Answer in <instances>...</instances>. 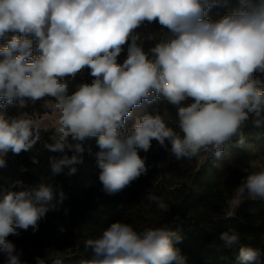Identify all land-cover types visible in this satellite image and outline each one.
Returning a JSON list of instances; mask_svg holds the SVG:
<instances>
[{"label": "clouds", "instance_id": "clouds-1", "mask_svg": "<svg viewBox=\"0 0 264 264\" xmlns=\"http://www.w3.org/2000/svg\"><path fill=\"white\" fill-rule=\"evenodd\" d=\"M221 2L0 0V39H6L0 47V109L16 101L25 109L52 98L45 106L58 117L44 148L61 154L49 157L47 182L25 185L17 179L0 186L4 264H28L9 236L29 229L35 234L49 211L60 210L68 197L52 178L77 173L86 138H96L99 181L105 194L114 195L147 175V156L140 153H148L153 141L176 160L202 152L219 159L234 139L242 147L249 121L264 126V0H238L218 20L210 19L207 13ZM154 23L167 38L145 50L137 29ZM85 72L91 81L70 92V80ZM145 102L153 110L126 129V118ZM159 102L176 109L179 132L168 126V109ZM39 140L26 111L13 117L0 111V168L7 167L9 153L30 152ZM148 199L169 211L162 198ZM246 199L264 200V164L234 188L227 217ZM219 240L225 249L239 246L235 264H261L264 254L241 244L235 228L222 231ZM181 241L166 227L137 231L116 221L85 241L90 255L80 264H189L176 246ZM34 264L46 261L36 256Z\"/></svg>", "mask_w": 264, "mask_h": 264}, {"label": "trees", "instance_id": "trees-1", "mask_svg": "<svg viewBox=\"0 0 264 264\" xmlns=\"http://www.w3.org/2000/svg\"><path fill=\"white\" fill-rule=\"evenodd\" d=\"M237 5L238 0H222L207 15L212 20H218ZM137 34L145 50L167 38L166 30L161 29L158 23L141 26ZM149 35L155 38L149 40ZM5 43L6 39H0V46ZM124 55L121 54V60ZM91 79L87 72L78 74L75 80H70L69 91H73L76 84L84 80L90 82ZM46 102L54 103L52 98L45 97L34 105L20 109L19 101H16L0 111L6 117L16 116L21 111H26L28 115L45 114L53 109L46 107ZM159 103L162 110L168 109V126L179 132L176 109L166 102ZM154 106L147 103L144 114L151 112ZM134 122L133 115L126 118V129ZM35 127L39 130L40 140L30 152H22L18 156L8 154L7 167L0 168V186H7L17 179L25 185L49 180V157L61 154L48 152L44 148L45 143L51 142L54 129ZM242 132L245 139L242 147L237 146L234 139L219 159L202 152L192 159L176 160L153 141L148 153H140L147 156V175H142L114 195L105 194L99 181L100 169L95 158V153L99 151L96 138H86L82 141L85 149L83 163L77 165V173L72 177L60 174L51 181L54 188L57 191L62 188L68 198L60 210L49 211L39 225V228L45 227L64 218L78 249L70 257H52L46 264H56L57 260H61V264H80L82 259H87L85 241L98 237L116 221L129 223L137 231L166 227L177 232L182 241L176 246L187 255L189 264H235L239 246L225 249L219 240V234L230 227L241 234V244L259 248L264 254V200L246 199L236 208L234 216L227 217L228 202L234 188L248 173L253 172V147L264 151V126L257 127L249 121ZM149 195L162 198L168 204L169 211L159 209L155 201L148 199ZM65 209L68 210L67 214ZM261 259V264H264V255Z\"/></svg>", "mask_w": 264, "mask_h": 264}, {"label": "rangeland", "instance_id": "rangeland-1", "mask_svg": "<svg viewBox=\"0 0 264 264\" xmlns=\"http://www.w3.org/2000/svg\"><path fill=\"white\" fill-rule=\"evenodd\" d=\"M4 46L1 45L0 47ZM147 102L139 108L133 109V116L136 119L142 116L145 112ZM4 110V109H3ZM20 112H18L19 114ZM58 117V113L52 109L51 112L45 114L29 115L34 121V126L43 127L46 129H54L55 121ZM254 150V162L253 172L258 170V165L264 164V151L253 147ZM238 208V207H237ZM236 210V209H235ZM230 211V207H229ZM63 227L65 230L61 232L59 229ZM18 250L23 251L21 257L22 260L28 261V264H34L36 256L42 257L45 261L52 257H70L77 252V246L75 244L74 235L70 232L67 222L64 218H59L52 222L48 226L41 227L33 234L31 229L21 233L20 236H9ZM90 255V250L85 252L86 258ZM0 264H4V258L0 255Z\"/></svg>", "mask_w": 264, "mask_h": 264}]
</instances>
